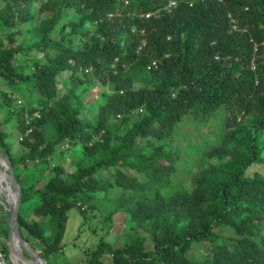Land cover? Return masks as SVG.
<instances>
[{
	"label": "trees",
	"instance_id": "obj_1",
	"mask_svg": "<svg viewBox=\"0 0 264 264\" xmlns=\"http://www.w3.org/2000/svg\"><path fill=\"white\" fill-rule=\"evenodd\" d=\"M0 79L19 229L46 264L87 207L127 232L81 264H264V0H0ZM218 112L189 183L181 129Z\"/></svg>",
	"mask_w": 264,
	"mask_h": 264
},
{
	"label": "rangeland",
	"instance_id": "obj_2",
	"mask_svg": "<svg viewBox=\"0 0 264 264\" xmlns=\"http://www.w3.org/2000/svg\"><path fill=\"white\" fill-rule=\"evenodd\" d=\"M36 5L38 8L39 2H37ZM79 74L81 75V72H79ZM67 77L68 72H63V74L61 75V79L63 81H61V83L59 84L61 90L64 89L63 85ZM5 91L10 92L13 95L12 88L8 86L5 81L0 79V104L4 102L2 94ZM107 92H109L108 86L98 84L84 96L83 100L102 103L104 102L102 95ZM14 95L17 98L16 104H23L24 99L22 97V94L17 93ZM2 118L3 117L0 114V119ZM213 118L215 119V121L211 118L212 120L210 119L204 123H200L197 125L193 124L191 131H187L186 127L184 126L181 129L183 138L180 139V141H183V150L189 151L192 147H195L194 151H192V155H194L195 160H192L191 163V161H187V156H183L185 161L181 162L180 165V168H185L186 165H190L188 171H185L184 174H180L183 175L184 180L189 181V183L191 182L193 173L196 172L198 166H200V164L202 165V155L207 154V152L211 148V145H213V143L219 137V134L214 133V130L223 128L224 116H222V113H216ZM7 131L11 132L12 139L10 141L14 145H19V142L22 138L17 135L18 133H14L13 130L9 127H7ZM196 149H200V151L197 150L195 152ZM59 150L65 151L64 158H68L67 162L65 163V167L68 172H71L73 170V166L69 163L71 160V156L70 151L68 150V144L64 143L63 146L59 147ZM0 154L2 155L1 152ZM1 155L0 168L5 170L7 167L6 160H4ZM209 159L206 161V163L209 162ZM52 162L59 163L56 158L52 159ZM255 169L264 171V163H262L261 165L252 166L250 172ZM178 171L179 173H181L180 169ZM5 200V196L0 194V242L3 246H7L10 256V211L8 209L9 205ZM5 204L8 207H6ZM30 216L37 218V216H35L34 214H31ZM113 217V221L105 222L104 216L102 215V211L100 209L87 207L85 215L80 213L78 209H73L70 212V216L67 222V228L63 239L64 247L62 251L58 252L55 256V260L58 262V264H81L85 262L89 257L91 249L96 247L101 238L113 240L115 245H118L121 242L119 238L124 237L127 232V223L124 213H118ZM47 233L50 234L51 231L48 230ZM35 251L38 252V250ZM12 258L15 262L13 255ZM105 260L109 261L110 259L105 258Z\"/></svg>",
	"mask_w": 264,
	"mask_h": 264
},
{
	"label": "water",
	"instance_id": "obj_3",
	"mask_svg": "<svg viewBox=\"0 0 264 264\" xmlns=\"http://www.w3.org/2000/svg\"><path fill=\"white\" fill-rule=\"evenodd\" d=\"M1 155V154H0ZM1 157H3L4 160H6V165H7V169H5L4 171L7 173L8 177L11 179V185L12 188L15 191V201L13 203V206L9 208L10 210V219H9V227H10V242H9V247H10V256L12 257V250H13V235H14V231L17 235L19 244L23 247V252H18L19 256L21 258H23L24 260L28 261V262H32L36 264H46V261L38 254V252L35 251V249L31 246V244L26 241L22 234L20 233V229H19V221H18V210L20 207V201H21V189H20V185L15 177L14 174V170L13 167L11 165V163L9 162L8 158H6L5 156L1 155ZM6 206V204H5ZM8 207V206H6Z\"/></svg>",
	"mask_w": 264,
	"mask_h": 264
},
{
	"label": "bare ground",
	"instance_id": "obj_4",
	"mask_svg": "<svg viewBox=\"0 0 264 264\" xmlns=\"http://www.w3.org/2000/svg\"><path fill=\"white\" fill-rule=\"evenodd\" d=\"M0 194L5 196L6 198L5 201L10 207H12L15 201V191L12 188L11 179L8 177L7 173L2 168H0ZM12 242H13L12 255L15 259L14 262L15 264H36V262L30 263L19 256L18 252L21 251L23 252V247L19 244L15 231Z\"/></svg>",
	"mask_w": 264,
	"mask_h": 264
},
{
	"label": "built area",
	"instance_id": "obj_5",
	"mask_svg": "<svg viewBox=\"0 0 264 264\" xmlns=\"http://www.w3.org/2000/svg\"><path fill=\"white\" fill-rule=\"evenodd\" d=\"M0 264H15L11 256H8L0 242Z\"/></svg>",
	"mask_w": 264,
	"mask_h": 264
},
{
	"label": "clouds",
	"instance_id": "obj_6",
	"mask_svg": "<svg viewBox=\"0 0 264 264\" xmlns=\"http://www.w3.org/2000/svg\"><path fill=\"white\" fill-rule=\"evenodd\" d=\"M237 26L236 25H233V28H236Z\"/></svg>",
	"mask_w": 264,
	"mask_h": 264
}]
</instances>
